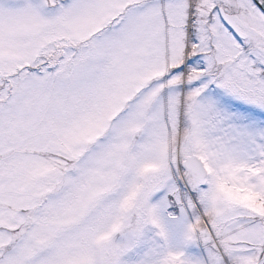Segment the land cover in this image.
<instances>
[{
  "label": "snow or ice",
  "instance_id": "snow-or-ice-1",
  "mask_svg": "<svg viewBox=\"0 0 264 264\" xmlns=\"http://www.w3.org/2000/svg\"><path fill=\"white\" fill-rule=\"evenodd\" d=\"M0 264H264V0H0Z\"/></svg>",
  "mask_w": 264,
  "mask_h": 264
}]
</instances>
